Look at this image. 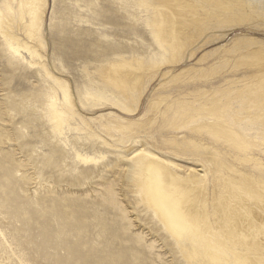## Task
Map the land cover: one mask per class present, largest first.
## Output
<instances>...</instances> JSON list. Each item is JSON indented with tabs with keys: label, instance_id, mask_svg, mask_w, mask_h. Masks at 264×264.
Instances as JSON below:
<instances>
[{
	"label": "rangeland",
	"instance_id": "rangeland-1",
	"mask_svg": "<svg viewBox=\"0 0 264 264\" xmlns=\"http://www.w3.org/2000/svg\"><path fill=\"white\" fill-rule=\"evenodd\" d=\"M18 3L20 0H0V9L5 11L6 5L13 9L8 15L14 20V33L24 39L18 30ZM139 3L46 0L36 43L42 44L43 59L60 81L38 65L31 67L27 54L23 53L25 61L13 57L0 36V264H186L179 246L159 225L135 187L123 186L116 179V163L132 154L128 149L144 144L147 152L165 161L206 169L211 181L214 169L203 157L162 146L161 137L176 133L158 131L162 114L148 106V97L170 94L176 98L181 90L199 87L207 92L225 90L233 99L249 101L232 100L233 114L246 118L259 103V96L250 99L249 84L224 81L223 71L210 73L203 83L185 84L184 72L177 76L182 69L207 68L214 62L211 58L203 63L197 60L212 49L232 44L231 39L243 28H235L227 38L199 49L195 55L184 54L179 64H170L168 51L152 33V9ZM246 32L253 38H264V29ZM218 52L222 51H217L220 57ZM122 58L161 67L145 78L144 93L136 103L124 99L104 78L109 64ZM168 70L172 73L163 75ZM60 83L67 90H61ZM160 83L166 88L158 87ZM63 91L70 94L74 106L69 105L70 128L60 136L52 131L48 100L57 95L59 108L65 107ZM130 107L134 110L129 113ZM233 114L230 111L229 116ZM141 117L152 119L146 131L140 129L128 136L108 129L116 122ZM241 128L258 135L259 127L246 120ZM93 134L99 139L86 141L85 137L93 138ZM182 135L179 132V137ZM75 151L96 158L101 154L104 159L82 164ZM108 189L119 205L125 206L131 221L121 219ZM140 234L145 240L138 243ZM151 243L154 248L149 250L146 245Z\"/></svg>",
	"mask_w": 264,
	"mask_h": 264
},
{
	"label": "bare ground",
	"instance_id": "bare-ground-1",
	"mask_svg": "<svg viewBox=\"0 0 264 264\" xmlns=\"http://www.w3.org/2000/svg\"><path fill=\"white\" fill-rule=\"evenodd\" d=\"M139 2L152 9V33L160 47L168 51L170 64H179L184 54L195 55L199 49L223 40L235 28H243L231 39L228 48L223 45L212 49L197 60V63H203L211 58L214 62L207 68L182 69L177 76L184 72L187 74L185 84L203 83L201 80L210 73L223 71L224 81L235 85L249 84L252 88L250 99L259 96V103L246 113V118H241L233 114L232 100L245 101V104L249 101L233 99L225 90L207 92L199 87L195 91L181 90L176 98L170 94L148 97V106L162 114L158 131L164 129L176 133L170 138L161 137L162 146L192 157H203L214 169L211 181H208L206 169L165 161L157 154L147 152L144 144L128 149L132 154L129 156L128 153L116 163V179L122 181L123 186L135 187V192L159 225L179 246L186 264H264V38H253L246 32L264 29V0ZM45 10L46 0H20L17 13L18 30L24 35L21 39L14 33V20L8 15L14 11L6 5L5 11L0 9V36L13 57L25 61L23 53L27 54L32 60L29 62L31 67L38 65L53 80L60 81L43 59L42 44L36 43ZM217 51H222L218 52L220 57L216 55ZM160 68L156 63L145 66L141 60L122 58L109 64L104 78L124 99L136 103L144 93L145 78ZM158 87L166 88L163 83ZM60 89L67 90V87L60 83ZM241 91L236 90L237 93ZM63 100L66 105L62 108H59L57 95L48 100L52 131L60 136L65 134L66 127L70 128L68 114L72 113V108L69 105L74 106L70 94L65 91ZM133 110L127 108L129 113ZM230 111L232 116H229ZM150 120L141 117L119 121L108 129L131 136L140 129L146 131L152 124ZM244 120L259 127L256 128L258 135L242 130ZM179 132L183 133L182 137ZM85 138L92 143L99 139L96 134L93 138ZM75 154L82 164H95L98 159H104L101 154L98 158L77 151ZM119 166L122 167L118 169ZM225 171L228 172L226 176ZM108 190L121 219L128 221L125 206L119 205L111 189ZM144 240L143 235H137L138 243ZM146 248L153 249L154 243Z\"/></svg>",
	"mask_w": 264,
	"mask_h": 264
}]
</instances>
